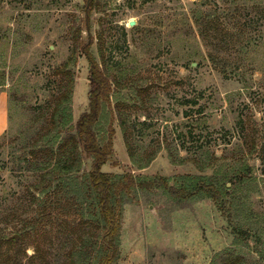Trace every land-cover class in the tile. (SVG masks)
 Masks as SVG:
<instances>
[{"label":"rangeland","instance_id":"374dc122","mask_svg":"<svg viewBox=\"0 0 264 264\" xmlns=\"http://www.w3.org/2000/svg\"><path fill=\"white\" fill-rule=\"evenodd\" d=\"M258 10L264 0H0V93L8 113L0 137V237L20 241L0 248V264H30L32 242L21 231L32 195L40 201L46 192L33 189L38 172L29 151L44 145L38 131L64 87L55 70L68 60L77 32L111 86L94 127L99 141L109 125L114 130L113 154L101 171L165 177L174 187L202 180L228 190L223 214L199 194L176 199L161 188L135 190L123 205L115 264H226L234 257L264 264ZM209 19L220 33L214 25L200 32ZM67 69L74 125L88 110L90 64L78 53ZM89 170L84 160L62 183L59 200H85L78 176ZM49 237L47 264H62L69 246L54 231Z\"/></svg>","mask_w":264,"mask_h":264},{"label":"trees","instance_id":"16d2710c","mask_svg":"<svg viewBox=\"0 0 264 264\" xmlns=\"http://www.w3.org/2000/svg\"><path fill=\"white\" fill-rule=\"evenodd\" d=\"M90 5L87 8L90 9ZM89 9L86 10L87 17ZM258 13L264 15V10H258ZM216 22L209 19L200 32L214 25L220 33L222 29ZM90 46L89 41L82 43L80 32H77L68 60L61 69L55 70L64 87L38 131L44 145L29 151L30 168L38 172L33 189L39 193L46 192L45 198L40 201L32 195L31 213L21 231L22 236L30 238L32 242L33 253L28 257L30 264H47L52 231L56 233V239L61 237L59 240L69 246L64 251L62 264H115L119 259L123 205L132 198L135 190L156 191L161 188L176 199L192 198L199 194L213 201L222 214L227 210L228 190L222 191L212 183L200 180L192 187H174L165 177L140 179L127 173L112 178L101 171L113 154L114 130L109 125L106 137L99 141L94 127L99 121L103 104L109 100L111 86L107 75L95 65L89 53ZM78 53L83 54L90 64L88 110L72 125L69 101L73 79L67 66ZM84 160H90V170L78 178L85 182L86 199L59 200L62 183L72 179L71 175L79 171ZM55 180H59V183L53 185ZM234 232L244 234L240 229H234ZM18 243L20 241L16 242L13 237H0L1 249ZM226 264L242 262L234 257Z\"/></svg>","mask_w":264,"mask_h":264},{"label":"crops","instance_id":"0c3cea01","mask_svg":"<svg viewBox=\"0 0 264 264\" xmlns=\"http://www.w3.org/2000/svg\"><path fill=\"white\" fill-rule=\"evenodd\" d=\"M8 126L7 99L5 94L0 93V137Z\"/></svg>","mask_w":264,"mask_h":264},{"label":"water","instance_id":"95a60500","mask_svg":"<svg viewBox=\"0 0 264 264\" xmlns=\"http://www.w3.org/2000/svg\"><path fill=\"white\" fill-rule=\"evenodd\" d=\"M134 23L133 22H130V26H133ZM17 237L15 236L14 239H16Z\"/></svg>","mask_w":264,"mask_h":264}]
</instances>
